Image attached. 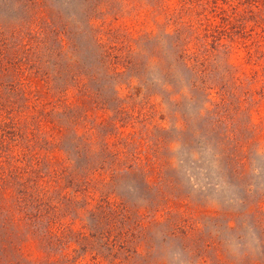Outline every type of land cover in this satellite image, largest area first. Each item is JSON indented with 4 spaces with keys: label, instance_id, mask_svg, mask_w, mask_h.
<instances>
[{
    "label": "rangeland",
    "instance_id": "1",
    "mask_svg": "<svg viewBox=\"0 0 264 264\" xmlns=\"http://www.w3.org/2000/svg\"><path fill=\"white\" fill-rule=\"evenodd\" d=\"M262 30L245 0H0L34 66L4 96L67 98L93 140L40 194L4 184L0 264H264Z\"/></svg>",
    "mask_w": 264,
    "mask_h": 264
},
{
    "label": "trees",
    "instance_id": "2",
    "mask_svg": "<svg viewBox=\"0 0 264 264\" xmlns=\"http://www.w3.org/2000/svg\"><path fill=\"white\" fill-rule=\"evenodd\" d=\"M245 3L264 5V0H245ZM203 24H206L204 25V31L209 32L211 30L209 27L212 25L208 22L198 25L201 28ZM217 28L212 29V34H215L213 39L218 43L225 35H227L225 38L230 42H237L244 48L256 42L251 40V43H246V40H249L247 35L251 34H246L245 29L239 31L237 35H231V32L228 33L226 29L217 31ZM256 28L263 29L260 25H257ZM262 32L264 33V30ZM32 40L40 44L44 37L34 35L29 38L28 42ZM256 53L258 57H255L256 54L254 55V53H251L250 56L254 55V58L258 60L255 61L257 67L260 65V58L262 57L261 59L264 60V55ZM190 59L187 58V60ZM28 63L31 62L22 56L19 48H16L12 42L3 41L0 38L1 196L3 194L2 190L8 189L5 187V183H9L10 188L16 190L19 194L21 193V195L26 194L29 190L40 194L48 188L49 182L45 177L50 174V167L55 165L54 163H59L56 167L60 168L62 164L72 159L71 155H74V158L78 160L83 152L85 153V160H88V154L91 153L93 145L92 127L84 125L86 131L82 133L78 131L77 122L80 117L79 115L74 117L77 110L72 104L67 103V98L47 101L41 99L40 96H32L27 98L23 104H19L15 97L4 96V93L16 94L21 91H23V96H26L27 92H24L25 87L22 85L25 82H20V76L30 67L34 68ZM37 65L35 72L43 78V83L48 85V78L52 80V76L49 73L42 72ZM252 74V76H256L258 70L254 69ZM8 77L12 78V81L4 83V78ZM25 81L26 84H29L28 80ZM45 85L44 87L47 88ZM53 89L55 90L53 96L60 95L62 97L65 92L69 91L67 89L60 90L61 88L56 86H53ZM50 91L51 89H49V93ZM66 132H71V137ZM69 148L73 151L72 153L65 150ZM66 171V169H63L62 174H66ZM58 172V169L52 171L53 175H57ZM35 192H32L33 196Z\"/></svg>",
    "mask_w": 264,
    "mask_h": 264
}]
</instances>
